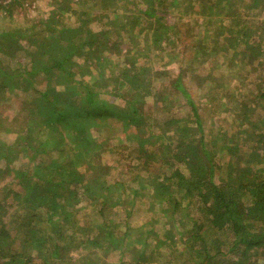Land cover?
<instances>
[{"label":"trees","instance_id":"16d2710c","mask_svg":"<svg viewBox=\"0 0 264 264\" xmlns=\"http://www.w3.org/2000/svg\"><path fill=\"white\" fill-rule=\"evenodd\" d=\"M5 1L17 0H0V7ZM88 1L69 0L66 9L61 1V10L38 23L0 26V101L7 91L28 92L33 85L37 90L1 127L13 140L0 138V181L6 179L0 184V264H264V114L248 119L242 134L206 136L191 99L184 118L171 115V107L164 119L148 108L151 103L143 107L153 90L146 70L136 74L129 92L115 74L94 81L96 88L76 78L90 72L84 65L92 66L94 59L110 61L111 53L127 57L120 32L130 25L138 30V16L171 19L178 6L199 13L196 0H93L85 12L86 19L92 13L103 24L96 31L74 14ZM137 1L145 4L138 7ZM198 3L209 10L204 23L216 34L211 51L237 60V68L264 71V0ZM251 6H257L258 23L243 21ZM162 23L164 33L155 29L148 43L171 36ZM114 33L120 38H112ZM18 53V64L12 65ZM184 76L175 75L178 82L171 83L187 94ZM258 89L242 121L264 104V87ZM154 91L155 102L163 103L156 95L161 90ZM108 126L125 133L138 150V162L120 177L110 178L114 168L103 163V154L120 149ZM131 145L123 146L126 160ZM57 149L58 156L46 158ZM20 156L27 161L14 166L11 161ZM81 161L84 172L76 167ZM79 199L85 204L76 205ZM138 202L145 205L143 221L134 215L143 208Z\"/></svg>","mask_w":264,"mask_h":264},{"label":"rangeland","instance_id":"374dc122","mask_svg":"<svg viewBox=\"0 0 264 264\" xmlns=\"http://www.w3.org/2000/svg\"><path fill=\"white\" fill-rule=\"evenodd\" d=\"M55 1L56 0H17L10 4H7L5 1L7 5L0 7V26L5 28L9 25L24 26L29 23H38L52 10H55V8L61 10L59 9V3L61 4V1L64 3L63 5L61 4L62 7L66 9L69 0ZM183 1L184 0H182V3L184 4ZM168 2H170V0H167L166 3ZM196 2V5L200 7V12L195 14L193 12L191 13L190 10H184V6H178L175 9H180V11H178L176 15L172 13L173 16L171 19H166V16L162 20L158 19L159 21L156 19L154 21H149L142 15L138 16V20L140 21L138 23V30H134L130 25L129 27L127 26V28L122 29L120 32L121 38L120 35L116 36V33L112 36L114 39H122L120 46L124 50H127L126 53L128 56L120 55L121 57H119L116 54L111 53L110 61H103L102 58L104 57H101V59L98 60L94 59L92 66L90 65L89 67V65H84L86 66L84 70L88 67L90 72L82 74L78 73L76 74V78H83L85 84L91 83L94 85V88H96L93 83L94 81L98 79L107 81L108 75L115 74V76L119 77L120 87L125 89V92H129L135 89L132 85L136 82V74L146 70L151 81V89L153 90L149 95L145 96L143 107L151 103L152 106L147 107L154 112V115L164 119L168 116V113L171 112V107L173 110L171 115H174L173 113H175L184 118L191 112L188 101V99H191V101H193L199 108V115L204 126L203 129L205 134H214L217 131H230L232 133H237L239 131V133H241L240 130L247 126L248 119L252 120L253 115L259 116L264 114V104L259 103L256 104L252 110L246 112L248 118H244L242 121V116L244 117L245 115L243 111L249 108V104L251 105V103H253L252 100L256 98L257 92L261 91V89H258L260 85L261 87H264V71H261V67L259 68V66H257V70H253L252 72H250L248 68H237L240 64L237 60L232 61L229 60L228 57L224 58L223 51H211V49H215V46H212L214 42L211 37L216 36V34L210 27L207 29L208 26L204 23L203 19L204 16L208 14L209 10H202L201 4L198 3L200 0H196ZM91 3H93V0H89L88 5L79 7L74 14L85 18V25L89 22L92 29L96 31L101 29L103 24L94 21L92 13H90L88 15L89 18L86 19L87 14L85 10L90 8ZM144 4L145 3L142 1L136 2L138 7H143ZM126 5H128L129 8L133 6L132 3L129 2H127ZM76 7L71 8L74 9ZM225 7L227 8L226 4ZM256 7L257 6H251L248 8L251 10L249 11V14L242 16L243 21L247 23H258V21H255L257 17ZM183 10L184 12H182ZM64 13H66L65 17H71V15H67L70 11H65ZM60 14L63 16V12ZM106 17L107 16H103L102 22ZM162 22L169 25L167 32L171 34V36H163L158 44H154L153 42L148 43V41L154 39L156 36L155 29L164 33ZM39 27H41V24H39ZM129 31H132L134 34L133 36L136 37H131V35L128 36ZM229 51L232 52L233 50L230 48ZM20 54L21 53L17 54L16 63L15 59H13L12 65L18 64ZM228 56L231 57L232 53L228 54ZM74 58L77 60L76 56ZM118 61L119 63H117ZM179 73L185 75L181 80L182 82L184 81L183 85L186 88L187 94L172 86L171 82L176 80L175 75ZM259 74H261V76H259ZM177 82L178 81L176 80L175 83ZM83 88L85 87L83 86L82 89ZM157 89L161 90V92L158 91L159 93H156V95L164 98L163 103L155 102V95L153 92ZM35 91L37 90L34 89L33 85L29 88L28 92L15 90L10 92L7 91L3 94L6 96V99L0 101V138L4 139V141L7 140L11 142L13 140V133L6 134L1 130V127L4 123L11 122L12 119L16 117V114H20V111L22 110L20 104L22 99L29 98L31 100ZM226 95L228 97H225V105L221 102V99H223L221 97ZM126 96L130 97V95ZM238 99L242 102L235 104V100ZM246 100L248 103L244 106L243 102ZM116 102L120 104L123 103L122 100ZM31 106H33V103H31ZM107 128V131L109 130V135L111 134L115 136L120 145V149H116L115 152L103 154V163L107 162L112 168H114L111 169L109 174V177L113 178L115 175H121L124 171L123 169H126L128 164L134 165L138 162L136 160L138 150L137 147L134 146L135 142H129L125 139V133L117 131L116 127L108 126ZM162 128L164 129L165 127L162 126ZM102 131L104 132L105 129H102ZM241 134H237V137H240ZM235 135L236 134H234V136ZM125 142L129 146L131 144V146H134L131 147V152L129 153L131 157L127 160L124 155L126 156V153L128 154V149L122 151L124 150L123 146L127 145L124 144ZM239 144L242 145L243 142H239ZM104 145L108 144L105 142ZM58 150L59 149L52 150L50 155H46V158H49L51 155L54 157L56 156V153L58 156ZM25 161H27V157L20 156L11 162L15 166V164ZM117 161H119V163H117ZM3 164L4 162L1 161L0 166ZM76 167L79 171L84 172L85 162H79ZM38 170H40L41 174L43 173L42 169L38 168ZM5 180L6 179H1L0 184L4 183ZM79 196L81 198L80 194ZM70 201L74 202V200ZM84 204L85 201L83 199H79L76 202V205L78 206ZM143 204V202H138L137 206H142L143 208L141 207V211L137 209L136 213H134L135 217L141 215L142 221L146 219L145 205ZM120 213L124 214L122 211ZM133 221L137 222V219Z\"/></svg>","mask_w":264,"mask_h":264}]
</instances>
